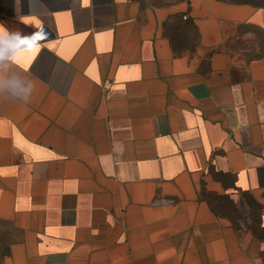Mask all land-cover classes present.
I'll list each match as a JSON object with an SVG mask.
<instances>
[{
    "label": "crops",
    "instance_id": "1",
    "mask_svg": "<svg viewBox=\"0 0 264 264\" xmlns=\"http://www.w3.org/2000/svg\"><path fill=\"white\" fill-rule=\"evenodd\" d=\"M30 103L0 99V264H264V6L0 0Z\"/></svg>",
    "mask_w": 264,
    "mask_h": 264
},
{
    "label": "clouds",
    "instance_id": "2",
    "mask_svg": "<svg viewBox=\"0 0 264 264\" xmlns=\"http://www.w3.org/2000/svg\"><path fill=\"white\" fill-rule=\"evenodd\" d=\"M36 33L11 32L0 26V99L30 103L35 91L34 82L20 70V74H6L14 65L15 57L22 51L37 47Z\"/></svg>",
    "mask_w": 264,
    "mask_h": 264
},
{
    "label": "rangeland",
    "instance_id": "3",
    "mask_svg": "<svg viewBox=\"0 0 264 264\" xmlns=\"http://www.w3.org/2000/svg\"><path fill=\"white\" fill-rule=\"evenodd\" d=\"M232 1L250 2L255 4L256 6H264V0H232Z\"/></svg>",
    "mask_w": 264,
    "mask_h": 264
}]
</instances>
